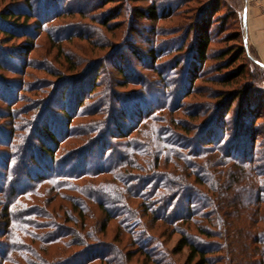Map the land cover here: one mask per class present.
<instances>
[{"label": "rangeland", "instance_id": "obj_1", "mask_svg": "<svg viewBox=\"0 0 264 264\" xmlns=\"http://www.w3.org/2000/svg\"><path fill=\"white\" fill-rule=\"evenodd\" d=\"M150 8L156 18L146 15ZM246 8L264 12V0H0V10H30L6 24L10 34L0 25V264H199L198 257L192 258L188 248L181 246L182 226L156 220L139 207L141 193L126 192L119 180L128 173L111 169L92 177L100 167L107 171L113 165L98 162L100 143L87 146L94 134L82 133L94 118L89 116L94 113L91 110L105 101L102 93L141 90L130 81L140 73L158 90L147 98L157 105L164 102L160 84L180 78L182 72L189 78L184 91L194 90L182 99L186 104L214 101L215 89L230 90L242 83L264 89V74L249 60V56L258 60L250 44L234 63L245 65L239 83L216 82L221 59L233 56L240 44L234 34L240 32L239 16L244 21ZM204 32L210 37L206 58L195 64V41ZM183 42L184 48L175 51L178 47L173 46ZM152 49L159 56L156 61L150 58ZM182 58L186 65L182 62L178 70L171 69ZM121 68L124 77L118 73ZM94 81L99 85L93 95ZM67 91V97H62ZM62 107L77 131L67 128ZM133 107L136 110L129 108L127 119H122L121 110L115 114L121 125H136V114L143 106ZM170 116L184 118L179 112ZM187 123L184 128H190ZM43 125L57 131L58 145L51 143V158L37 152L42 150ZM111 129L113 135L107 142L113 146L131 138L138 139L137 144L146 141L136 131L125 138L113 124ZM176 132L186 144L184 137L191 133ZM123 147L118 146L114 154L128 156L125 171L137 176L128 184L139 192L143 182L160 173L147 170L142 157H131V148ZM122 161L114 158V163ZM167 169L175 168L167 164ZM144 171L153 173L147 176ZM188 179L192 181V175ZM61 182L68 189L57 190ZM82 186L101 193L107 190L116 203L108 205L102 197L91 202L72 190ZM99 201L107 204L114 218H106ZM193 212L199 226L210 227L208 208L199 205ZM213 222L220 232L221 226ZM188 229L196 233L193 225ZM79 238L84 245L77 244ZM202 240L214 252L208 255V264H251L245 251L236 253L224 238Z\"/></svg>", "mask_w": 264, "mask_h": 264}, {"label": "trees", "instance_id": "obj_2", "mask_svg": "<svg viewBox=\"0 0 264 264\" xmlns=\"http://www.w3.org/2000/svg\"><path fill=\"white\" fill-rule=\"evenodd\" d=\"M29 11V9L0 10V25L8 29L5 30L6 34L12 32L6 24L12 22V19L22 18L25 15L24 12ZM155 13V10L150 8L146 15L149 18H156ZM239 24L240 32H235L234 40L239 41L240 44L235 47L236 52L233 56L226 60L221 59L223 66L217 69L219 71L215 76L217 83H234L235 85L245 74V65L234 66L235 61L241 58L243 53H247L249 47L246 48L244 44L242 15L239 16ZM209 43L208 33H201L196 38L195 60L197 62L195 64L205 60ZM184 46L183 42L182 45L177 44L173 48L178 47L175 51L180 52ZM149 55L154 61L159 59L154 49L149 51ZM249 60L256 67L257 72L264 74V66L257 61L256 63L250 56ZM182 62L185 64L186 60L179 59L178 64L171 69L178 70ZM192 67L191 71L195 66ZM222 69L227 70L220 72ZM118 73L123 77L126 76L122 68L118 69ZM188 79L182 72L180 78L175 77L160 84L162 90H159V93L164 96H162L164 102L161 105L150 104L147 101V98L153 97L158 90L141 73L130 80L131 83L141 87V90L121 94H111V92L108 94L107 91L102 93L101 96L105 101L101 102L95 110H91L94 113L89 116L94 118L85 126L86 129L83 130L82 135L94 134L84 143L86 142L85 144L89 147L100 143L102 150L97 155L98 162L113 165V167L106 169L107 171L100 167L97 172H91V175L95 177L102 173H109L111 169L114 172L118 170L124 174L128 173L126 176L121 175L122 178L119 180L126 192L132 196L141 193V196H137L141 199L139 207L145 209L156 220L179 228L182 226L181 246L188 248L192 258L198 257L199 264H208L211 257L208 255L214 253L207 246L208 243L203 242L202 237L215 236L224 238L225 242L233 246V251L236 253L238 250L245 251L251 264H264V89L253 84L242 83L238 84L240 88L215 89L213 91L215 94L211 96L214 101L203 102L202 105L186 104L182 99L194 91H184L186 89L184 84ZM94 85L90 91L93 95L94 89L99 84L94 81ZM67 94L68 91L66 95L62 94V97H67ZM135 104L137 107L143 106L140 111H136L137 114L135 112L136 125L132 127L121 125L115 114L121 110L122 119H127L126 113L129 108L136 110V107H133V105L136 106ZM66 111V108L62 107L63 119L65 118L68 122L67 128L77 131L76 126L71 128V118H68L69 113ZM157 111L159 112L155 114ZM175 112L181 113L184 118L176 119L170 116ZM195 119L200 121L195 123ZM187 121L191 124L190 128H184L188 124ZM158 123L162 124L158 125ZM112 124L120 132L117 133L121 137L128 138L136 131L146 141L137 144L138 139L131 138L125 144L111 145L107 139L113 135ZM59 126L61 125L58 124L57 127ZM124 128L127 130L124 131ZM41 130L42 141L39 143L42 150L38 148L37 152L51 158L54 154L51 143L58 145L57 131L49 125H43ZM176 131L191 133L188 138L184 137L187 140L186 144L178 139L180 133ZM122 145L123 148H131V157L134 154L142 157L147 170L158 169L157 173H160L155 174L148 182H143L139 192L132 190L130 185L132 181H135L136 174L125 171L128 164L125 160L128 156L119 152L114 154L115 149ZM116 157L124 161L114 163ZM167 164L173 165L175 169L168 170ZM144 172L147 176L153 173ZM191 175L193 180L189 181L188 177ZM114 177L115 181H118L116 174L113 175ZM62 183L64 182L60 183L57 190L67 188L68 185ZM114 187L117 189L116 186ZM72 190L84 195L91 202L97 197H102L108 205L116 203L107 190L101 193L99 190L90 191L83 186ZM95 191L96 195H94ZM152 203L154 206L150 205ZM185 203H187L186 206H184ZM98 205L108 220L114 218L110 215L107 204L99 201ZM199 205L209 209L210 218L206 219L210 223L208 228L199 226L194 220L196 212H193V208ZM74 211H77L79 216H85L79 209ZM214 220L221 226L220 232L214 228ZM70 221L75 222V219ZM191 225L195 227L196 233L189 231L188 228ZM76 242L84 245L81 238ZM254 257H258L256 261Z\"/></svg>", "mask_w": 264, "mask_h": 264}, {"label": "crops", "instance_id": "obj_3", "mask_svg": "<svg viewBox=\"0 0 264 264\" xmlns=\"http://www.w3.org/2000/svg\"><path fill=\"white\" fill-rule=\"evenodd\" d=\"M246 10L244 19L246 21L247 44H250L255 50L258 56L257 61L264 64V12L256 8H251V10L246 8Z\"/></svg>", "mask_w": 264, "mask_h": 264}, {"label": "water", "instance_id": "obj_4", "mask_svg": "<svg viewBox=\"0 0 264 264\" xmlns=\"http://www.w3.org/2000/svg\"><path fill=\"white\" fill-rule=\"evenodd\" d=\"M243 23H244V44H245V47H247V40H246V21H245V19H244V21H243ZM260 65H264V64H262V63H260L259 61H257Z\"/></svg>", "mask_w": 264, "mask_h": 264}]
</instances>
